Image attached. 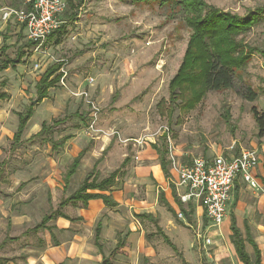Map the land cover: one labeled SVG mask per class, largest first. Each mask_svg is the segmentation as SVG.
I'll use <instances>...</instances> for the list:
<instances>
[{
	"label": "rangeland",
	"instance_id": "obj_1",
	"mask_svg": "<svg viewBox=\"0 0 264 264\" xmlns=\"http://www.w3.org/2000/svg\"><path fill=\"white\" fill-rule=\"evenodd\" d=\"M179 1L83 0L76 19L65 18L59 45L37 54L28 49L24 62L0 73L9 94L0 104V264H240L229 241L232 216L243 238L248 228L264 264V136L251 113L252 107L264 112V57L254 53L238 73L237 83L258 94L255 101L234 89L211 91L192 111L173 108L171 114L168 86L190 35ZM204 2L240 17L264 7V0ZM14 5L0 0L1 61L15 58L27 41L14 17L6 18V8ZM244 42L264 47V21ZM57 62L64 64L63 85L37 103L36 84ZM31 104L33 114L14 143L17 114ZM153 146L180 165L255 152L254 181L251 188L237 186L225 224L206 229L195 204L189 221L178 217L175 199L182 191L172 183L175 171L169 163L164 175ZM78 155L79 166L66 182ZM114 172L116 183L107 192H86L109 197L114 207L100 199L60 206L88 175L99 183ZM162 194L175 212L160 200ZM58 212L66 218L36 230ZM205 233L211 245L203 247L198 236ZM246 251L253 259L248 244Z\"/></svg>",
	"mask_w": 264,
	"mask_h": 264
},
{
	"label": "trees",
	"instance_id": "obj_2",
	"mask_svg": "<svg viewBox=\"0 0 264 264\" xmlns=\"http://www.w3.org/2000/svg\"><path fill=\"white\" fill-rule=\"evenodd\" d=\"M159 2L165 3L168 0H136V2ZM67 10L64 13L65 18L76 19L77 10L82 4L83 0H66ZM185 16V25L190 30L186 50L182 62L178 68L176 75L169 83V104L171 106L170 113L173 108H177L179 112L187 113L192 111L204 98L206 93L220 90H235V92L244 100L253 102L258 97L251 88L239 81L238 73L242 71L246 64L251 60L254 53L260 54L264 57L263 48H253L244 42L245 35L254 26L264 21V7L249 11L244 16L231 14L229 12H222L212 6L207 5L204 0H180L177 3ZM18 8L17 5L11 6ZM67 20V19H66ZM65 20V21H66ZM24 29V25H21ZM66 23L61 25L57 31L48 36L45 45H59L61 43L62 35L65 33ZM35 43L26 41L18 50L16 57L13 59L4 58L0 60V73L11 68H15L20 63L24 62L28 49L33 48ZM63 62H57L47 67V69L40 76L36 84V102L39 103L48 97V91L58 86L62 73ZM7 81L0 83V104L9 98V94L5 91ZM237 85H239L237 87ZM160 106V105H158ZM251 113L257 124L259 136H264V112H259L252 107ZM33 114V104L28 106L24 112L17 114V128L13 136V142H19L21 135L26 127L27 122ZM45 124L42 126L44 131ZM153 148L158 153V161L162 172L168 176L169 161L166 158L167 151H160L156 146ZM81 155H78L69 167L64 181L74 175L79 166ZM128 163L125 159L122 166ZM88 175L83 183L80 185L78 192L73 196L67 198L60 203L64 206L67 203L82 202L86 204L87 201L93 199H100L107 207H114L116 204L109 197L97 194H88V191L107 192L111 189L117 178V173H111L106 179L96 183L91 180ZM160 200L168 206L169 211L175 212L168 202L165 200L163 194ZM179 211L183 214L186 220H190V213L193 211L191 204L187 205L190 209L186 211L183 208L181 201L175 199ZM142 216V215H141ZM63 217L56 213V215H48L42 219V222L37 226L36 230L43 227L47 221ZM147 218L149 216L146 215ZM63 218H66L65 216ZM100 226L97 227L96 237L99 236ZM231 234L229 241L234 249V254L240 264H262V256L259 246L254 242L250 235L248 228H245V238L238 227L236 226L234 216L231 217L230 225ZM246 244L250 245L253 251V259L246 251ZM107 264V263H106Z\"/></svg>",
	"mask_w": 264,
	"mask_h": 264
},
{
	"label": "built area",
	"instance_id": "obj_3",
	"mask_svg": "<svg viewBox=\"0 0 264 264\" xmlns=\"http://www.w3.org/2000/svg\"><path fill=\"white\" fill-rule=\"evenodd\" d=\"M9 1L16 2L18 8L7 7L6 18L14 17L18 24L24 25L27 41L35 43L31 48L34 54L40 53L46 46L48 36L66 23L63 18L67 10L66 0ZM60 73L62 77L59 84L63 85L64 73L62 70ZM94 110L95 117L96 109ZM91 122L92 129L96 120ZM257 160L255 152L244 150L239 154L197 157L187 165L178 164L172 155L168 157L171 168L175 171V181L172 183L182 191L181 203L186 206L195 204L202 208L208 223L206 229L217 228L223 224L235 181L241 179L244 183H253L252 172L257 166ZM177 214L178 217L183 215L180 211ZM198 238L202 240L203 247L211 245V237L206 233Z\"/></svg>",
	"mask_w": 264,
	"mask_h": 264
},
{
	"label": "crops",
	"instance_id": "obj_4",
	"mask_svg": "<svg viewBox=\"0 0 264 264\" xmlns=\"http://www.w3.org/2000/svg\"><path fill=\"white\" fill-rule=\"evenodd\" d=\"M24 31H25V28H24ZM26 32V31H25ZM257 168V167H256ZM256 168L254 169V171L252 172V174H253V178H254V176H255V171H256ZM134 172H136V171H134ZM157 173H158V171H157ZM238 185H247V188H251L250 187V185H248L247 183H244L241 179H237L236 181H235V183H234V188H233V193H232V195L234 194V197L236 198L237 197V195H238V189H237V186ZM116 203H118V201L116 200ZM176 205V204H175ZM191 205H193V204H191ZM130 208H132L131 207V205L129 204L128 205ZM177 206V205H176ZM196 207H197V209L200 211V213L203 215V210H202V208H200V206H198V205H196ZM172 208V207H171ZM173 209V208H172ZM132 210V209H131ZM174 210V209H173ZM176 210V209H175ZM174 210V211H175ZM179 210V209H178ZM197 210V211H198ZM148 213L149 214H151V212L150 211H148ZM204 216V215H203ZM225 221H226V219L224 220V222H223V224L222 225H224L225 224ZM134 225V224H133ZM221 225V226H222Z\"/></svg>",
	"mask_w": 264,
	"mask_h": 264
}]
</instances>
